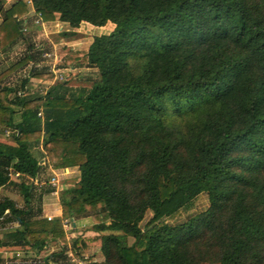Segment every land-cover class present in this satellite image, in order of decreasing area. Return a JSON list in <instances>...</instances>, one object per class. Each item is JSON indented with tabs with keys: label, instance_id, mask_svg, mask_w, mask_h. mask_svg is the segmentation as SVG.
Masks as SVG:
<instances>
[{
	"label": "trees",
	"instance_id": "16d2710c",
	"mask_svg": "<svg viewBox=\"0 0 264 264\" xmlns=\"http://www.w3.org/2000/svg\"><path fill=\"white\" fill-rule=\"evenodd\" d=\"M31 2L34 17L65 24L66 37L83 23L114 30L87 50L97 70L90 87L30 93L31 80H54L38 70L6 85L42 60L31 45L0 72V128L15 133L10 144L0 140V192L19 188L26 207L0 199V222L19 224L0 236V249L38 255L56 245L44 264H59L69 249L81 259L93 243L103 261L89 264H264V0ZM0 10L7 52L26 40L28 10ZM46 165L79 169L60 205L75 224L101 216L95 237L69 241L60 222L34 221L33 180ZM10 169L21 176L11 180ZM202 195L204 212L166 222Z\"/></svg>",
	"mask_w": 264,
	"mask_h": 264
},
{
	"label": "rangeland",
	"instance_id": "374dc122",
	"mask_svg": "<svg viewBox=\"0 0 264 264\" xmlns=\"http://www.w3.org/2000/svg\"><path fill=\"white\" fill-rule=\"evenodd\" d=\"M27 18L29 21L28 27L36 25L35 21H37V18L34 17V14L28 15ZM58 27L59 26L49 27L50 31H54L56 33L53 37L51 36V33H45L44 30L31 31L29 29L28 32L23 33V35L26 37L24 44L14 46L7 50V52H3V55L0 56V72L9 69L13 64L19 62L27 53L29 45L34 47V49L32 50L33 54L35 52H38L37 48L43 46V50L47 53L52 54L53 56L52 58H48L46 60L44 59L45 61L44 63H42V72L49 73V70L51 71L52 68H55L56 71L60 70V73H62L63 75V79L61 80L59 77V80H57L56 82L33 79L34 81L31 80L30 93L45 95L48 89L53 85L65 82H67L68 86L74 88L90 87L92 83L97 79V70L87 65V50L95 37L110 34L114 30V25L108 24L105 27L99 28L83 23L78 29L75 30V34L70 37H66L63 35L66 31H69L66 26L62 29ZM29 74V66H25L8 77L6 79V85L14 86L18 82L22 81V79L28 77ZM16 119V122H18V117ZM14 136L15 133L10 129L0 128L1 141L10 144ZM34 154L35 156H38V150H35ZM46 170L41 173L44 184L47 183V181L52 176L51 171ZM57 173L59 174L60 193L63 190H69L77 187L79 182V169L77 167L70 168L68 173L65 174H62L61 172ZM44 187L46 188L47 185H44ZM44 189L39 188L37 190V187H35V190L37 191H34L32 196L31 207L33 209L34 219H36L34 220L35 222H42L43 215L45 216L52 213L60 203L50 196L43 198L41 195H43ZM4 198L12 199L19 208H26L24 198L20 193V189L15 186L9 185L1 190L0 199ZM208 206L209 204L207 196L202 195L194 203V206L190 211H181L173 218L166 220V222L172 225L185 222L189 218L204 212L208 208ZM152 217L153 214L151 212H148L145 220L141 224V228L144 229L145 225ZM102 220L103 218L101 216H96L94 218H90L88 222H82V220L78 221V225L80 228L72 232L73 234L69 233V238L71 237L72 240L74 238L81 237L80 233H85V231L91 230L94 225L102 222ZM18 226L19 224L17 222H0V236H3L8 231L18 228ZM88 237L93 238L95 237V235L91 234ZM133 243L134 240L130 239L129 244L132 245ZM93 249L95 248H90L88 253L92 256V258L94 252L91 250ZM57 250L58 248L56 247V245H51L48 248V251L42 252L37 255L34 252L30 253L25 248L14 249L13 247H9L4 250L0 249V264H36L39 263V261H42L43 258L50 255L53 251L56 252ZM17 253H20V255ZM69 254L70 253H68V256ZM65 258L66 257L59 259L61 264H70ZM71 263L76 264V262Z\"/></svg>",
	"mask_w": 264,
	"mask_h": 264
},
{
	"label": "built area",
	"instance_id": "2783aa9c",
	"mask_svg": "<svg viewBox=\"0 0 264 264\" xmlns=\"http://www.w3.org/2000/svg\"><path fill=\"white\" fill-rule=\"evenodd\" d=\"M30 3L32 4L31 1H30ZM41 21L42 20L40 18H38L37 21L35 22L36 25L42 24V23H40ZM1 22H2V12L0 10V23ZM25 25H27V21L25 22ZM26 32H28V28L25 26L24 29L22 30V33H26ZM37 50L42 52V60L39 62H36V63L31 62L28 65L30 71L34 70V69L42 71L43 70L42 69V63H44V61L46 59L52 58V56H53L52 54L45 52L43 50V46L40 48H37ZM2 53L3 52H1V50H0V56L3 55ZM49 73H52L54 75L53 82H56L57 80H59V77L61 80L63 79V75H62V73H60V70L56 71L55 68H52L51 71L49 70ZM50 84H52V83H50ZM22 94L23 93H20V95H22ZM39 116H42V113H40ZM46 169L51 171V173H52L51 178L47 181V183L44 184L42 175H40V177H38L37 180H33L34 185L36 187H40V188L44 187V185H47V187L50 189V197L53 198L54 200H57L60 202V188H59L60 181H59V174L57 172H59V173L61 172L62 174H65V173H68L67 172L68 170L67 169L56 170L51 165H46V168L43 171H45ZM9 176H10L11 180H13V179L19 178L21 175L19 173H14L10 169L9 170ZM44 217L49 222H52V223L56 222V221L60 222L63 230L66 233H69V232L73 231V229H74L75 222L72 220H69V219H64L63 210H62L60 203L58 204V206L54 209V211L52 213H50L49 215H45ZM18 254L20 255V253H18ZM71 258H72L73 262H76L73 255H71ZM80 263L83 264L82 261ZM36 264H44V263L42 261H39V263H36Z\"/></svg>",
	"mask_w": 264,
	"mask_h": 264
},
{
	"label": "crops",
	"instance_id": "0c3cea01",
	"mask_svg": "<svg viewBox=\"0 0 264 264\" xmlns=\"http://www.w3.org/2000/svg\"><path fill=\"white\" fill-rule=\"evenodd\" d=\"M30 1L31 0H0V3L3 5L4 4V7L6 8V9H8L9 7H11L12 5H14V4H23V5H25L26 6V8H27V10H28V14L27 15H25L24 17H23V19H24V23L27 21V16L28 15H30V14H34L35 15V10H34V8H33V6H32V4L30 3ZM36 22V21H35ZM28 23H29V21H27V25H25L24 24V26H26L27 28H28V30L30 29L31 31H34V30H44L45 31V33L47 32L48 34H50L51 33V36L53 37V36H55L54 34H56L54 31H50V28L49 27H55V26H59L58 28H63V27H65V24H63V23H61L60 21H55V22H44V21H41L40 23H42V24H39V25H35V26H31V27H28ZM1 24V23H0ZM49 29V30H48ZM19 44H24V40H20L19 41V43H17L16 45H19ZM15 45V46H16ZM35 80V79H34ZM33 80V81H34ZM68 171H69V169L70 168H66ZM67 171V172H68ZM79 177H80V171H79ZM40 187H37V190L39 189ZM37 190H35V191H37ZM46 197H49V196H44L43 198H46ZM44 216V215H43ZM88 222L89 221V219H83L82 220V222ZM79 222H77L75 225H74V229H73V231H71V232H69V233H72V232H74V231H76V230H78L80 227H79ZM66 233V232H65ZM69 233H66L67 234V237H68V239H69V241H71V237L69 238ZM73 234V233H72ZM91 234H94V235H96V233H94L93 231H91V230H88V231H85V233H80V236H83L84 238H90V237H88L89 235H91ZM93 246H91L90 248H95V249H93V250H91V251H93L94 253H93V258H92V256L91 255H89L88 253H89V250H90V248L88 249V251H86L87 253H85V255H84V257L83 258H76L75 256H74V254H73V251L71 250V249H69L68 251H67V253H66V255L64 256V257H66L65 259L70 263V264H73V263H71V262H73L72 261V258H71V255H73V257H74V259L76 260V264H81L80 262L82 261V263L83 264H89V263H100V262H102L103 261V257H102V255H101V253H100V248H99V246L96 244V243H93L92 244ZM71 247V246H70ZM14 249H20V248H18V247H13ZM4 249H6V248H3V250ZM22 249V248H21ZM17 252H19V251H17ZM30 253L32 252V251H29ZM57 252V251H56ZM33 253V252H32ZM52 253H55V251H53ZM51 253V254H52ZM68 253H70L69 254V256H68ZM18 254V253H17ZM64 257H62V258H64ZM59 264H61V262L59 261Z\"/></svg>",
	"mask_w": 264,
	"mask_h": 264
}]
</instances>
